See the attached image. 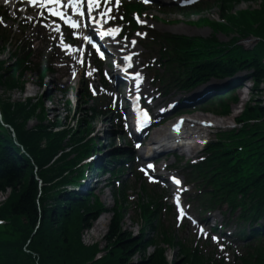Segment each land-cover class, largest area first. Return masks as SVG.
Returning a JSON list of instances; mask_svg holds the SVG:
<instances>
[{"label":"trees","instance_id":"16d2710c","mask_svg":"<svg viewBox=\"0 0 264 264\" xmlns=\"http://www.w3.org/2000/svg\"><path fill=\"white\" fill-rule=\"evenodd\" d=\"M259 9L246 10L240 15L233 16L229 13L233 27H236L242 36L255 32L263 41L255 51L247 52L241 47L225 54V51L217 50L218 44L213 40L199 41L198 48H202L209 54L219 56L228 55L230 59L237 58L249 68L258 70L256 75V92L260 95L261 86L264 83V0H260ZM233 0H223L218 4L225 14L234 6ZM257 25L256 29L253 27ZM215 50V52H214ZM241 55L242 58L239 56ZM243 59V60H242ZM235 62L224 66L233 69ZM8 83V88L13 86ZM11 90V89H8ZM257 94V93H256ZM255 105L249 104L247 115L262 119V126L254 128L248 134L252 146L257 144L260 157L255 161L249 160V165L264 170V106L262 101L256 99ZM5 115H12L19 141L25 145L28 153H24L11 137L4 141L11 153L9 174L7 183H0V192H10L8 198L0 206V218H9L6 236L0 241V264H84L92 261L99 251L98 245L90 246L82 242V229L90 226L95 218L93 208L86 200L72 199L71 194L55 191L57 184H51L52 178H59L64 170L73 162H64L67 153L54 159L57 152L65 145H71L76 141L77 132H73L65 139L66 132L55 133L48 126L39 125L35 131L26 129L27 120L34 114L35 109L42 106L41 100L33 104L18 102L15 105L5 103ZM14 108V110H13ZM43 119V116L39 114ZM84 119L80 121L83 126ZM81 130H83L81 128ZM47 140V147L40 149L42 140ZM36 164L33 163V160ZM36 165L39 172H36ZM40 175L44 180V194L39 197V183L36 176ZM60 183V182H59ZM118 213L110 223L107 233V254L103 259L92 261L91 264H167L162 252L157 251L154 257H148L147 261L138 263L130 262L132 255L141 247L139 239L120 229ZM40 222L38 228L37 224ZM25 249L24 245L28 243Z\"/></svg>","mask_w":264,"mask_h":264},{"label":"rangeland","instance_id":"374dc122","mask_svg":"<svg viewBox=\"0 0 264 264\" xmlns=\"http://www.w3.org/2000/svg\"><path fill=\"white\" fill-rule=\"evenodd\" d=\"M256 3H254L253 1H250L248 3H238L235 6H233V11H239L240 9H246L248 6L254 8L256 7ZM150 13L154 14L155 11H150ZM204 16H210L211 18H216V20H221L220 17V8L217 5L212 6L209 10L193 15L191 17H189L188 19H183L181 21H191V20H196L198 17H204ZM174 18H179V16L177 15H164V22L161 21H156V23L163 27V28H167V27H171L168 26L166 24V22L168 21V19H174ZM220 18V19H219ZM190 19V20H189ZM173 27V26H172ZM178 28H182L185 29L186 32H189L191 34L194 35H200V36H210L213 33V29L212 26H210L209 24L207 25H195V27L191 28V24L190 25H186L182 22L179 23V25H177ZM13 30L15 33V38L16 37H22L23 33L18 27L13 26ZM26 34H30L31 35V29H26ZM217 36L219 37L220 40L222 41H228L231 39L232 35L229 33H225L222 31H218L217 32ZM15 38H13V40H15ZM246 46H253L252 43L249 42H245ZM53 78H56V75L53 76ZM66 75L63 76L61 79H65ZM35 77L31 74L28 75V83L25 85V88L23 90L22 93H18L17 91L15 92H6L4 87H0V98L5 99L8 97H11L13 100H18L22 97H31V96H35V95H39L41 92H43V90H41V88L39 86H36L35 84ZM52 79V78H51ZM54 84L50 83L49 86L52 87ZM83 87L81 84V80L74 79L72 82L69 83V85H66V90H64V92H56L53 89L48 88V93L47 95L45 94V100H44V104L48 106L49 111V115L55 118H59L62 121L63 118L65 116H69V117H75L77 115V111L79 105L76 106L77 101L76 99L79 97V92H80V88ZM261 93L260 95H256L255 97H253L252 91L251 89H249L246 93V95L244 96V99H250V98H256L261 100L263 103L262 105L264 106V85L261 87ZM239 95L242 97L244 95V92H240L239 91ZM64 102L66 103V105L64 104ZM68 104H70L69 106H67ZM75 106L77 108V111L75 110ZM68 108V110H66ZM237 112L234 113V115ZM201 112H196L193 115H200ZM239 114V112L237 113V115ZM93 125L94 126V130L96 131L97 129H101L98 128L100 126V124H97V121H93ZM35 121H31L29 124H34ZM100 127L102 128H109L107 125H101ZM197 152L196 149H194L192 152L188 151V155H196L195 153ZM191 157V156H190ZM185 158L184 161L190 160L191 158ZM196 157V156H194ZM173 163L174 162V158L170 157L169 160H167V163ZM185 163V162H184ZM182 174L185 176V173L183 171H181ZM136 191H131V193H135ZM101 198L102 200L105 202L106 206L111 204V193L109 192L108 188H104L101 192ZM4 198V197H3ZM108 220H109V215L108 214H102L99 215L92 223V225L90 226V228L88 230H85L83 232L82 235V241L86 244H92V243H97L99 244V246L103 247L105 245V239H104V235L106 234V230L108 228ZM96 221H99L98 223H96ZM96 223V224H95ZM96 226V231L93 232L92 228L93 226ZM98 224V225H97ZM136 224H130V222L128 221L127 218H125L124 221H122V228L124 230H130L134 233H136L138 230L136 228ZM194 231V228H192ZM168 255H170V252L168 250ZM136 258V257H135Z\"/></svg>","mask_w":264,"mask_h":264},{"label":"snow or ice","instance_id":"6c2138e0","mask_svg":"<svg viewBox=\"0 0 264 264\" xmlns=\"http://www.w3.org/2000/svg\"><path fill=\"white\" fill-rule=\"evenodd\" d=\"M4 2L7 3L8 0H4ZM28 2L33 5L39 3L40 6L46 9L48 13H50L54 17H58L61 21L64 22V24L68 25L71 29H77L81 26L94 27L97 24H99V26L103 28L105 17L108 18L109 23H111L113 20L116 19V17L113 15V7H109V5L113 4V0H28ZM144 2L147 3L148 0H144ZM120 5H121V0H115L114 7L116 8V10H119ZM101 8H103V11L100 10ZM94 12L98 13L99 19L97 15H93ZM40 14L43 15V12H41ZM74 16L76 17L75 19L73 18ZM120 19H124V17H120ZM136 19L142 24L146 23V21H142L139 16H137ZM56 30L60 31L59 28H57ZM121 31H122L121 28L115 27L112 28L110 31L101 32V35L115 37L119 35ZM70 34L75 35L76 33L72 32ZM84 39L88 40L89 43H91L89 37L85 36ZM67 47L71 48V45H67ZM97 53L103 58L104 54L100 52L98 47H97ZM126 59L130 61L131 57H127ZM125 71H127V69H125ZM88 75H91V72H89ZM136 79L142 81L141 77H136ZM144 115L147 116L148 119H151L150 115L147 112H145ZM181 123H183V121H181ZM177 130H179V125L177 126ZM148 167L152 168L153 166L149 165ZM149 179H153V178L150 176ZM173 180L175 184L182 186L181 180L175 177H173ZM176 204L179 207L178 219L182 221L187 216V213L185 212V209L181 204L179 195L176 196ZM201 231L203 232V229H201ZM213 239L217 243H219L218 237H213Z\"/></svg>","mask_w":264,"mask_h":264},{"label":"bare ground","instance_id":"6f19581e","mask_svg":"<svg viewBox=\"0 0 264 264\" xmlns=\"http://www.w3.org/2000/svg\"><path fill=\"white\" fill-rule=\"evenodd\" d=\"M165 106V104L163 105V107ZM162 132V133H161ZM165 133V128L164 129H160L159 131H157L156 133H154V135L153 136H151V138L149 139V143L150 142H153L154 141V143L155 144H159L160 142H161V138L163 139V134ZM99 221H96V223H98ZM95 223V224H96ZM95 224H94V226H93V228H92V231L93 232H95L96 231V226H95ZM98 225V224H97Z\"/></svg>","mask_w":264,"mask_h":264}]
</instances>
